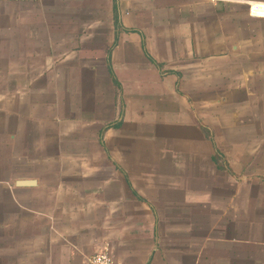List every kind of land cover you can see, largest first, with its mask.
I'll return each instance as SVG.
<instances>
[{
  "label": "crops",
  "instance_id": "1",
  "mask_svg": "<svg viewBox=\"0 0 264 264\" xmlns=\"http://www.w3.org/2000/svg\"><path fill=\"white\" fill-rule=\"evenodd\" d=\"M106 6L0 30V264H264V0Z\"/></svg>",
  "mask_w": 264,
  "mask_h": 264
},
{
  "label": "rangeland",
  "instance_id": "2",
  "mask_svg": "<svg viewBox=\"0 0 264 264\" xmlns=\"http://www.w3.org/2000/svg\"><path fill=\"white\" fill-rule=\"evenodd\" d=\"M108 2L109 0H0V30L13 26L26 28V32H34L41 26L80 25L95 27L94 31L100 32L96 30L100 29L98 26H108L111 23L107 11H104ZM90 8L93 10L87 13ZM95 37H99V34ZM38 71L36 68L33 73Z\"/></svg>",
  "mask_w": 264,
  "mask_h": 264
},
{
  "label": "built area",
  "instance_id": "3",
  "mask_svg": "<svg viewBox=\"0 0 264 264\" xmlns=\"http://www.w3.org/2000/svg\"><path fill=\"white\" fill-rule=\"evenodd\" d=\"M87 262L88 264H116L107 250L93 254Z\"/></svg>",
  "mask_w": 264,
  "mask_h": 264
},
{
  "label": "trees",
  "instance_id": "4",
  "mask_svg": "<svg viewBox=\"0 0 264 264\" xmlns=\"http://www.w3.org/2000/svg\"><path fill=\"white\" fill-rule=\"evenodd\" d=\"M115 23H116V20H115Z\"/></svg>",
  "mask_w": 264,
  "mask_h": 264
}]
</instances>
